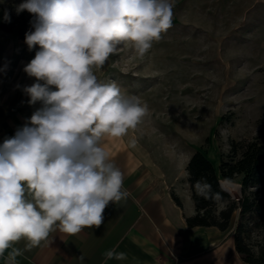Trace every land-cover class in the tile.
Listing matches in <instances>:
<instances>
[{
	"label": "clouds",
	"instance_id": "1",
	"mask_svg": "<svg viewBox=\"0 0 264 264\" xmlns=\"http://www.w3.org/2000/svg\"><path fill=\"white\" fill-rule=\"evenodd\" d=\"M172 9V0H23L14 6L17 15L32 14L25 43L39 50L23 70L36 82L23 92L29 105L41 107L0 145V257L11 249L6 264H18V256L57 229L75 235L99 228L109 203L127 199L124 174L102 141L135 130L149 107L93 69L121 45L145 56L172 27ZM3 19L11 22L7 8ZM192 187L197 196L227 203L204 177ZM22 239L24 249L14 247ZM104 256L105 264L127 259L114 249ZM77 259L83 264L85 257Z\"/></svg>",
	"mask_w": 264,
	"mask_h": 264
},
{
	"label": "rangeland",
	"instance_id": "2",
	"mask_svg": "<svg viewBox=\"0 0 264 264\" xmlns=\"http://www.w3.org/2000/svg\"><path fill=\"white\" fill-rule=\"evenodd\" d=\"M22 2L0 0V7L14 10ZM172 3V27L145 56L136 55L131 44L121 45L93 71L147 103L149 113L133 132L152 159L178 170L184 183L196 151L218 168L233 141L264 143V0ZM14 17L17 26L31 30L32 14L14 10ZM230 185L236 198L240 185ZM225 205L219 202L217 209ZM238 217L237 211L229 231ZM250 243L257 250L264 231H254Z\"/></svg>",
	"mask_w": 264,
	"mask_h": 264
},
{
	"label": "crops",
	"instance_id": "3",
	"mask_svg": "<svg viewBox=\"0 0 264 264\" xmlns=\"http://www.w3.org/2000/svg\"><path fill=\"white\" fill-rule=\"evenodd\" d=\"M35 52L25 40L0 30V145L41 107L29 105L23 92L36 82L23 70ZM102 145L124 174L127 199L109 203L99 228L85 227L75 235L57 229L18 256V264H80L81 254L83 264H105L104 253L113 249L127 259L106 264H248L236 250L234 231L188 225L187 217L196 212L188 180L183 183L178 170L156 163L133 130L122 138L105 137ZM26 243L22 239L14 247L23 250ZM9 251L0 264H6Z\"/></svg>",
	"mask_w": 264,
	"mask_h": 264
},
{
	"label": "trees",
	"instance_id": "4",
	"mask_svg": "<svg viewBox=\"0 0 264 264\" xmlns=\"http://www.w3.org/2000/svg\"><path fill=\"white\" fill-rule=\"evenodd\" d=\"M10 12L11 22H4V9ZM0 30L16 33L25 39L22 26L16 25L12 6L0 7ZM188 183L196 212L187 217L190 227H217L227 231L232 227L235 213L239 212L234 228L235 246L242 260L248 264H264V243L256 250L250 243L254 231H264V143L258 140L233 141L230 152L221 157L219 167L201 151H196L187 164ZM206 178L213 192H219L226 205L217 209L219 202L206 200L195 193V181ZM229 178L240 185L241 194L233 198L221 181ZM177 201L179 199L176 197Z\"/></svg>",
	"mask_w": 264,
	"mask_h": 264
},
{
	"label": "bare ground",
	"instance_id": "5",
	"mask_svg": "<svg viewBox=\"0 0 264 264\" xmlns=\"http://www.w3.org/2000/svg\"><path fill=\"white\" fill-rule=\"evenodd\" d=\"M224 181L222 182L223 187H225V189H228V191H231V188H232V187L230 188L231 185L224 183Z\"/></svg>",
	"mask_w": 264,
	"mask_h": 264
}]
</instances>
